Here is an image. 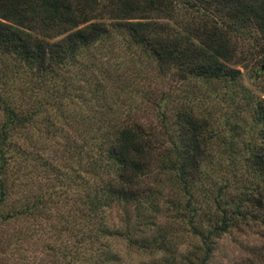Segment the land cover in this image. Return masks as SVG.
Segmentation results:
<instances>
[{
    "label": "trees",
    "instance_id": "1",
    "mask_svg": "<svg viewBox=\"0 0 264 264\" xmlns=\"http://www.w3.org/2000/svg\"><path fill=\"white\" fill-rule=\"evenodd\" d=\"M46 202L62 264H216L264 228V0H0V229Z\"/></svg>",
    "mask_w": 264,
    "mask_h": 264
},
{
    "label": "rangeland",
    "instance_id": "2",
    "mask_svg": "<svg viewBox=\"0 0 264 264\" xmlns=\"http://www.w3.org/2000/svg\"><path fill=\"white\" fill-rule=\"evenodd\" d=\"M50 142L47 141V144ZM45 159L55 169L63 172L65 161L60 160L54 148L48 145ZM54 157V161L51 159ZM40 170V169H39ZM38 172L33 181L18 189L6 204V210L13 209L16 201L32 203L43 194H48L55 185L60 189V182L53 181L54 173ZM61 213L58 205L46 202L42 208L34 211L31 216H23L10 221L0 229V264H62L64 263L59 249L65 244L71 245L70 238L62 233L59 218ZM114 223V221H112ZM115 225V224H114ZM117 254L124 264H138L139 258L129 254L123 243L114 245ZM264 264V228L244 229L233 232L220 243L216 254V264Z\"/></svg>",
    "mask_w": 264,
    "mask_h": 264
}]
</instances>
